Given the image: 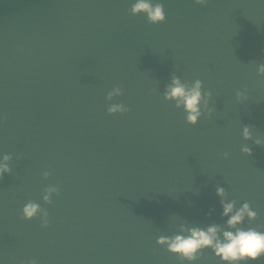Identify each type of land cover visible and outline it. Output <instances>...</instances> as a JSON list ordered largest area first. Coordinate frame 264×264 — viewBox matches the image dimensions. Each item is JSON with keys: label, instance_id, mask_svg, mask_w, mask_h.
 <instances>
[{"label": "water", "instance_id": "obj_1", "mask_svg": "<svg viewBox=\"0 0 264 264\" xmlns=\"http://www.w3.org/2000/svg\"><path fill=\"white\" fill-rule=\"evenodd\" d=\"M158 2L165 21L150 24L130 0H0V264H181L156 239L224 227L217 186L264 231V0ZM172 74L201 80L211 115L189 125L164 100ZM28 201L47 227L22 218ZM195 264L219 261L205 250Z\"/></svg>", "mask_w": 264, "mask_h": 264}, {"label": "clouds", "instance_id": "obj_2", "mask_svg": "<svg viewBox=\"0 0 264 264\" xmlns=\"http://www.w3.org/2000/svg\"><path fill=\"white\" fill-rule=\"evenodd\" d=\"M196 4L203 5L207 0H194ZM129 12L131 15L143 14L150 24H158L165 21L164 6L158 0H130ZM257 74L264 76V63L257 66ZM122 95L119 86L113 87L107 92L105 99L111 101L114 97ZM163 98L174 104L175 108L182 109L185 121L189 125H196L203 113L212 114L213 109L209 107L211 93L202 91V82L196 79L192 82L182 81L178 76L172 74L163 88ZM236 99H246L243 92H236ZM108 114L124 113L127 108L120 103H110L107 106ZM254 129L250 125L243 126L241 136L244 140H253ZM255 145L264 144V139L253 140ZM240 151L245 155H251V147L244 145ZM228 154L224 153L227 158ZM12 156L0 153V179L11 173L10 163ZM49 171H44V179L49 177ZM58 193L56 186L49 185L43 189L42 200L45 204L51 203V198ZM215 194L219 198L220 215L225 220V226L208 224L206 226H184L170 236L161 235L157 237L156 244L162 246L167 252L177 256L181 264H195L201 253L210 250L219 264H240L242 261L256 260L264 255V231L254 227H243L245 221H254L257 212L252 209L248 202L237 207L235 200L227 198L224 187L217 186ZM22 218L31 220L39 216L41 227H47L48 212L41 208L40 204L28 201L21 209ZM36 264V261H29Z\"/></svg>", "mask_w": 264, "mask_h": 264}]
</instances>
